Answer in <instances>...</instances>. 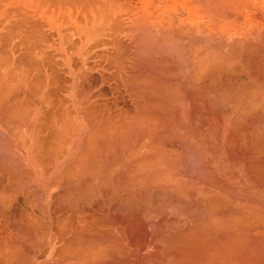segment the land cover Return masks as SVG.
<instances>
[{"label": "bare ground", "instance_id": "bare-ground-1", "mask_svg": "<svg viewBox=\"0 0 264 264\" xmlns=\"http://www.w3.org/2000/svg\"><path fill=\"white\" fill-rule=\"evenodd\" d=\"M0 7V264H264V0Z\"/></svg>", "mask_w": 264, "mask_h": 264}, {"label": "crops", "instance_id": "crops-1", "mask_svg": "<svg viewBox=\"0 0 264 264\" xmlns=\"http://www.w3.org/2000/svg\"><path fill=\"white\" fill-rule=\"evenodd\" d=\"M16 33V32H15ZM14 33V36H13V32H12V34L10 35V39H13V37H16V38H19L20 37V39H21V41H22V39L23 38H26L25 36H22V34H23V32H20L21 34L19 35V36H17L16 34ZM24 51H27V49H22V52H21V54H20V57H23V56H25V52ZM22 53H23V56H21L22 55ZM23 63H25L26 64V62H23ZM28 63V62H27ZM25 64H22V65H18V66H14V67H16V69L14 68V67H12V68H10V72L12 73L11 74V76L13 75L15 78H16V80H18L15 84H13V85H11V87H10V91L11 90H14V91H17L18 92V88H16L17 87V85H18V83H20V81H19V79H22V77L25 75L26 77H25V79H22V80H26V78H27V73H28V65L26 66V67H24V65ZM16 89V90H15ZM14 91H11L10 92V95L11 96H13L12 98H17L16 96H19V92L20 93H22L23 91L22 90H19V92H18V94L16 93V92H14ZM30 91H32L33 93V95H35L36 96V87H35V90H34V87L32 88V90H30ZM29 91V92H30ZM12 92L13 93H16L15 95L13 94L12 95ZM25 93V96L26 97H28V98H32V97H34L33 95L31 96V95H29V96H27L28 94H27V92H24ZM27 94V95H26ZM10 96V97H11ZM19 97H21L22 98V94H20V96Z\"/></svg>", "mask_w": 264, "mask_h": 264}, {"label": "rangeland", "instance_id": "rangeland-1", "mask_svg": "<svg viewBox=\"0 0 264 264\" xmlns=\"http://www.w3.org/2000/svg\"><path fill=\"white\" fill-rule=\"evenodd\" d=\"M2 3H3V0L0 1V4H1L0 6H2ZM0 8H1V7H0ZM16 27H19V26L17 25ZM16 27H15L14 29H16ZM21 28H22V27H20V29H19V28L16 29L15 31H14L13 28H12V32L14 31V32H13V36H14V33H15V32H16L15 34H16L17 36H19V35L21 34L20 32H23V34H24V31H25V30H24V28H22V29H21ZM21 30H23V31H21ZM7 32L9 33L8 36L11 35V34H10V33H11L10 31H6V33H7ZM6 33H5V34H6ZM23 34H22V36H24ZM8 36H7V34L4 36V37H5L4 40H5V43H6V44L3 43V46L5 45L6 48L4 49V47H3L2 44H1V46H0V52H1V53H3L1 50L4 51V50L7 49V47H8V49H9L10 42H11V41L13 42L12 39H10V41H9V37H8ZM6 39H7V41H6ZM22 40H24V39H22ZM25 41L27 42V39H26V38H25ZM7 44H9V46H7ZM30 46H31V45H29L28 48H29ZM8 49H7V51H5V53H4L5 55L7 54ZM28 51H29V50H28ZM29 52H30V51H29ZM1 53H0V57H1V58H2V56L5 57V55H4V54L2 55ZM6 56H7V55H6ZM4 57H3V58H4ZM3 58H2V59H3ZM28 67H29V63H28ZM30 68H31V67H29L28 70H30ZM31 69H32V68H31ZM2 71H3V68H2V66H1V68H0V73H1Z\"/></svg>", "mask_w": 264, "mask_h": 264}]
</instances>
